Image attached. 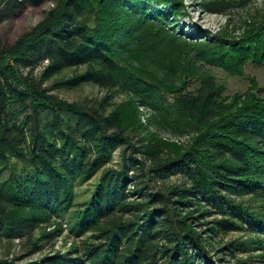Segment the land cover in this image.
I'll return each instance as SVG.
<instances>
[{"label":"trees","instance_id":"trees-1","mask_svg":"<svg viewBox=\"0 0 264 264\" xmlns=\"http://www.w3.org/2000/svg\"><path fill=\"white\" fill-rule=\"evenodd\" d=\"M42 1L43 19L0 50V241L25 251L0 264H221L238 252L226 264H264V98L252 78L226 95L212 73L264 65V15L238 38L193 41L174 20L182 0H0ZM86 85L109 93L81 103L53 93ZM115 90L126 112L113 109ZM138 105L191 135L188 146L144 132ZM51 218L78 243L22 262L61 236L42 227ZM230 233L249 239L210 243Z\"/></svg>","mask_w":264,"mask_h":264},{"label":"rangeland","instance_id":"rangeland-1","mask_svg":"<svg viewBox=\"0 0 264 264\" xmlns=\"http://www.w3.org/2000/svg\"><path fill=\"white\" fill-rule=\"evenodd\" d=\"M216 2L228 4L230 2V6H227L222 12L209 11L207 10L208 8L204 7L205 4L214 3L212 8L215 9L217 7L215 5ZM3 4L0 2V13L4 16L0 21V50L11 47L21 35L31 30L41 21L46 11L51 7L50 3L46 1L39 2L38 4L24 2L23 5H16L11 10H7ZM182 4L183 9L181 15L176 16L174 20L177 22V29L182 30L183 34L185 33L186 36L191 35L192 37H196L192 39L193 41L199 40L200 38L214 39L218 35L238 38L247 30V25L251 24V22L255 25L261 16L264 15V0H182ZM150 7L159 11L168 10L169 5L156 7L150 4ZM73 72L67 71L65 76H69ZM212 73L218 81L225 85L226 95L243 94L249 87V82L246 78H252L255 80L261 92V97L264 98V65L260 68L253 67L250 64L245 65L244 78H232L218 70H212ZM115 91L113 109H119L126 104V108H123L126 112L127 106L130 105V98L127 94L119 90ZM53 93L67 102L81 103L89 99H99L109 92L93 85H86L71 91L55 90ZM137 112L140 127L144 132L164 142L172 143L183 148H186L190 143L191 135L173 132L170 126L166 124L165 127V124L155 119L146 108L138 105ZM116 161L117 154L113 158V163ZM93 182L94 180L81 186L77 185L74 190V193L77 195L76 197H81L83 193H86ZM78 200L80 199L77 198L75 201ZM243 202H248L253 207H257L259 204V201L246 197L243 198ZM208 220L210 219L204 221ZM58 225L62 229L61 236L56 238L53 243V248L51 249L49 245L44 244L43 250L40 253L28 256L22 262L34 261L48 253L63 254L70 251L78 243V239L74 238L68 231V224L64 219L51 218L42 227L46 232H49L58 229ZM35 236L37 237L38 233ZM247 239L249 237L244 234L230 233L226 236L215 237L210 243H213L214 246H222L227 243L242 242ZM23 248V243L19 241L11 243L0 241V259H10L11 257L23 255L25 254ZM243 258L244 255L238 252L234 254V258L228 259L227 257L221 264H226L227 260L231 262Z\"/></svg>","mask_w":264,"mask_h":264}]
</instances>
